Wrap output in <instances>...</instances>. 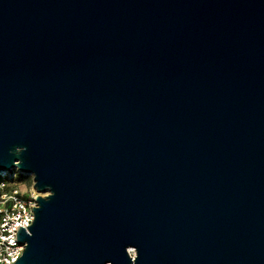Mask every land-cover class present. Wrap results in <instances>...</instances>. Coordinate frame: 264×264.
Instances as JSON below:
<instances>
[{
  "label": "water",
  "instance_id": "obj_1",
  "mask_svg": "<svg viewBox=\"0 0 264 264\" xmlns=\"http://www.w3.org/2000/svg\"><path fill=\"white\" fill-rule=\"evenodd\" d=\"M14 169L12 264H264V0H0Z\"/></svg>",
  "mask_w": 264,
  "mask_h": 264
},
{
  "label": "built area",
  "instance_id": "obj_2",
  "mask_svg": "<svg viewBox=\"0 0 264 264\" xmlns=\"http://www.w3.org/2000/svg\"><path fill=\"white\" fill-rule=\"evenodd\" d=\"M18 170L0 172V235L9 236L8 228L11 227L12 217L27 214L34 216L33 206L36 202V196L39 194L32 185L29 193L24 191L16 184L19 175ZM23 175V174H21ZM45 195L44 193H41ZM24 243L18 242L17 238L14 245H9L8 241L0 242V264L14 263L19 255L13 257L10 254V248H18Z\"/></svg>",
  "mask_w": 264,
  "mask_h": 264
},
{
  "label": "clouds",
  "instance_id": "obj_3",
  "mask_svg": "<svg viewBox=\"0 0 264 264\" xmlns=\"http://www.w3.org/2000/svg\"><path fill=\"white\" fill-rule=\"evenodd\" d=\"M26 149L25 148H16L15 149V155H20L22 152H24ZM21 162L19 160L15 161L14 164L19 165ZM29 177H31L34 180V186L36 189V176L35 173L31 174ZM39 193H44L45 195L43 197H37L36 198V202L34 205H32L36 210L39 209L40 205L37 203V199H45L48 200L50 198H52L54 196V192L49 190L46 192H39ZM13 223L11 225V227L8 228V232H9V236L5 237L3 235H0V242L2 241H8L9 245H14L16 238H17V232L19 229H24V231L26 232L27 235L31 236L32 233L30 231L31 226L34 225V221H35V215L34 216H29L27 214H24L22 216H15L11 218ZM3 227V226H0ZM28 245L27 243L23 244V245H19L18 248H10V254L15 257L17 255L20 256V258L22 257V255L25 253L26 249H27ZM127 256L129 257L131 264H136L137 260H138V256H139V251L136 247L133 246H128L125 249ZM134 251L135 252V256H130L129 253ZM9 264H12L11 261H9ZM108 264H111V262H108Z\"/></svg>",
  "mask_w": 264,
  "mask_h": 264
},
{
  "label": "rangeland",
  "instance_id": "obj_4",
  "mask_svg": "<svg viewBox=\"0 0 264 264\" xmlns=\"http://www.w3.org/2000/svg\"><path fill=\"white\" fill-rule=\"evenodd\" d=\"M20 179L16 184L24 191V193H29L33 185V179L29 177L30 175H21L18 174Z\"/></svg>",
  "mask_w": 264,
  "mask_h": 264
},
{
  "label": "bare ground",
  "instance_id": "obj_5",
  "mask_svg": "<svg viewBox=\"0 0 264 264\" xmlns=\"http://www.w3.org/2000/svg\"><path fill=\"white\" fill-rule=\"evenodd\" d=\"M131 253L134 255V253H135V252H134V251H132Z\"/></svg>",
  "mask_w": 264,
  "mask_h": 264
}]
</instances>
